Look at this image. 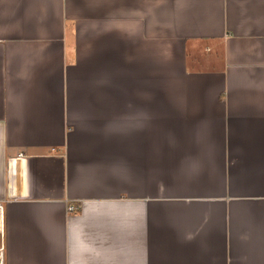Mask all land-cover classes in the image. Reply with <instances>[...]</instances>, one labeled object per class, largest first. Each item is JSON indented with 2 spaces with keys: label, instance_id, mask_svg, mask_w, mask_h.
Masks as SVG:
<instances>
[{
  "label": "crops",
  "instance_id": "1",
  "mask_svg": "<svg viewBox=\"0 0 264 264\" xmlns=\"http://www.w3.org/2000/svg\"><path fill=\"white\" fill-rule=\"evenodd\" d=\"M0 264H264V0H0Z\"/></svg>",
  "mask_w": 264,
  "mask_h": 264
},
{
  "label": "built area",
  "instance_id": "2",
  "mask_svg": "<svg viewBox=\"0 0 264 264\" xmlns=\"http://www.w3.org/2000/svg\"><path fill=\"white\" fill-rule=\"evenodd\" d=\"M68 210H73L75 209L77 206H75L74 204H68Z\"/></svg>",
  "mask_w": 264,
  "mask_h": 264
}]
</instances>
